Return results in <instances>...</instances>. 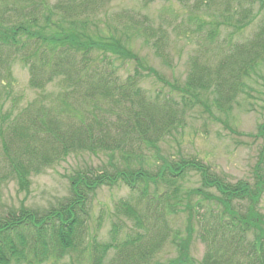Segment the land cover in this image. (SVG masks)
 Segmentation results:
<instances>
[{
    "label": "trees",
    "instance_id": "1",
    "mask_svg": "<svg viewBox=\"0 0 264 264\" xmlns=\"http://www.w3.org/2000/svg\"><path fill=\"white\" fill-rule=\"evenodd\" d=\"M107 1L0 0V173H13L23 188L27 177L69 154L110 155L107 166L69 178L72 195L57 209L0 212V264H42L68 255L71 264H152L169 238L171 243L177 240L170 236L167 218L179 212L187 214L191 230L193 225L199 228L206 250L196 263L184 246L176 260L165 264H264V214L257 208L264 193L260 160L254 184L228 183L196 159L168 161L159 156L154 171L138 161L144 159L142 151L156 150L158 139L201 104V94L209 91L218 109L230 111L235 99L250 88L245 80L264 64V23L251 41L224 56L200 46L189 60L184 87L176 90L180 109L172 95L147 98L139 87L138 71L120 80L112 60L128 59L127 52L113 32L106 37L92 34ZM245 1L259 3L264 10V0ZM238 5L242 16L235 24L240 30L247 26L250 9ZM142 28L146 36L155 33L147 23ZM211 36L216 37L209 33L208 40ZM162 41L163 36L157 37L156 53L163 51ZM15 62L27 69L33 90L60 83V92L48 105L36 101L20 110L16 103L5 107ZM116 153L122 164L115 162ZM186 172L198 173L201 186L179 199L174 183ZM117 184L136 200L134 206L122 204L133 218L136 235L119 242L114 224L108 241L83 244L88 200L100 188ZM191 199L197 201L192 204ZM111 251L115 253L110 258Z\"/></svg>",
    "mask_w": 264,
    "mask_h": 264
},
{
    "label": "rangeland",
    "instance_id": "2",
    "mask_svg": "<svg viewBox=\"0 0 264 264\" xmlns=\"http://www.w3.org/2000/svg\"><path fill=\"white\" fill-rule=\"evenodd\" d=\"M56 1L50 0L52 3ZM239 3L245 10L250 9L247 26L240 30L235 24L242 16L239 15ZM143 23L155 31L147 32L149 38L140 29ZM263 23L264 10L260 4H249L245 0H108L102 16H99V28L93 30L92 34L103 37L113 32L119 47L127 52L128 59L123 57L112 60L121 81L129 75H136L138 71V84L147 98L153 100L159 94L161 97L172 95L180 108L183 105L179 104L176 90L184 87L190 68L189 60L196 55L200 46L207 45L214 55L221 53L224 56L229 50H234L235 46L251 41L261 31ZM108 27L116 30L109 31ZM212 32L216 37L211 36L208 40ZM160 36L164 39L160 43L163 51L156 53L153 45ZM11 72V98L4 99L6 108L16 103L15 106L18 104L20 110L36 101H44L48 105L50 97L53 99L60 92L57 80L42 91L31 89L28 71L19 62L12 65ZM245 82L250 88L235 99L230 111L229 107L225 112L218 109L209 91L201 94V104L186 112L182 124H177L158 139L156 150L142 151L144 159L138 161L147 171H154L159 164L156 161L159 156L168 161L196 159L228 183L241 181L254 184V172L260 160L259 175L264 185V151L261 150L264 148V64H260L254 75ZM124 152L129 154L128 151ZM131 154L134 155V152ZM120 155L116 153L114 159L116 163L122 164ZM109 159L107 152H97L95 155L83 151L69 154L41 173L27 177V186L23 188L18 187V178L13 173L2 169L0 212L25 208L45 213L57 209L59 204L72 195L69 178L74 173L107 166ZM186 174L174 183L180 190L179 199H184L192 190L201 186L198 173ZM196 201L194 199L192 204ZM88 202L83 244L108 241L114 224L119 228V242L127 236L136 235L133 218L122 208L124 202L134 206L136 200L129 195L124 185L102 187ZM213 206L217 207L215 203ZM257 208L264 214V193L258 200ZM167 219L170 236H175L177 240L171 243L169 238L154 256L152 264L176 260L179 257L178 249L184 246L196 263L201 261L206 245L200 238L199 228H194V225L193 230L189 228L186 213L172 214ZM114 253L111 251L109 257ZM42 264H71V261L68 255L56 261L49 258Z\"/></svg>",
    "mask_w": 264,
    "mask_h": 264
}]
</instances>
